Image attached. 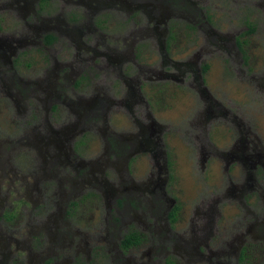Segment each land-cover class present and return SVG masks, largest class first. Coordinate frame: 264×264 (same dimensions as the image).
<instances>
[{
  "label": "flooded vegetation",
  "instance_id": "1",
  "mask_svg": "<svg viewBox=\"0 0 264 264\" xmlns=\"http://www.w3.org/2000/svg\"><path fill=\"white\" fill-rule=\"evenodd\" d=\"M230 2L257 5L264 11V0ZM207 3L0 0V94L11 100L19 115L28 109L32 116L40 110L44 114L34 127L42 134L29 132L22 153L12 152L14 136L0 138V189L9 174L6 197L13 193L20 197V188L24 193L39 191L36 185L42 184L40 194L30 193L34 222L26 224V231L19 225L1 226L13 216L10 210L0 212V264H178L179 257L185 264H264V152L250 132L240 129L237 116L209 94L203 77L208 67L203 55L246 51L245 36L255 28L244 21V28L233 33L218 29ZM252 15L249 10L246 18ZM184 37L198 40L200 48L174 57L172 50ZM151 51L156 56L149 61ZM38 65L41 72L36 75L33 70ZM21 68L28 74H22ZM166 83L191 86L202 100V109L192 120L201 135L195 136L197 141L208 121L222 117L235 125L226 149L210 141L198 144L202 160L212 156L225 160L224 194L237 202L242 217L229 224L227 233L214 225L221 196H212L207 201L201 198L187 229L170 237L180 210L174 185L169 184L175 165L167 152L163 126L154 116L159 87ZM80 87L90 90L91 97L77 93ZM119 110L131 123L125 130L110 124ZM57 121L59 128H54ZM113 121L120 120L116 116ZM99 131L102 144L97 160L102 163L87 160L81 151ZM143 155L151 165L136 185L131 181L133 165ZM56 164L64 167L60 180L48 172ZM237 166L241 177L235 183L229 174ZM110 173L118 187L109 186ZM52 180L62 185L53 186ZM42 192L55 198L50 205L39 203ZM86 202L104 208L103 221L93 222L95 233L80 231L70 220ZM161 230L167 233L161 236ZM172 237L171 248L162 245Z\"/></svg>",
  "mask_w": 264,
  "mask_h": 264
},
{
  "label": "rangeland",
  "instance_id": "2",
  "mask_svg": "<svg viewBox=\"0 0 264 264\" xmlns=\"http://www.w3.org/2000/svg\"><path fill=\"white\" fill-rule=\"evenodd\" d=\"M207 1L208 13L213 17V23L218 29L233 33L235 29L241 28L242 26L244 28L245 22L254 25V32L251 35L245 36L247 43H245L244 49L246 51L235 54L224 50L203 55V60L208 66L203 73V77L205 78V86L209 94L219 101L223 108L230 110L231 113L237 116L240 122V129L250 132L255 137V140L257 139L261 151L264 152V11L257 5L249 7L247 4H232L230 0ZM249 10L253 13L251 19L246 18ZM8 22L7 20L3 23L5 27H7ZM16 23L14 21V24ZM109 27L113 28L111 25ZM147 42L150 44L148 40ZM199 48L200 42L198 40L192 42L189 38L184 37L181 45L176 50H172V55L181 58L183 54L187 52L192 53ZM155 56L156 54H153V51H151L149 61ZM242 57L245 58L243 61L241 59ZM33 71L34 74L39 75L38 73L41 72L40 66L38 65ZM28 72L22 69V74L27 75ZM98 79L99 76L97 74L94 80L95 84ZM182 87L176 88L172 83H166L163 87H159L161 96L157 95L158 106L157 110H154L155 118L163 126L167 152H171L175 165L173 171L174 176L170 179L169 184L172 183L174 185L175 195L177 196L175 204L180 206V210L178 212L177 222H174L172 225L173 233L170 237L175 235L174 232L182 233L187 229L190 223L192 209L199 205L201 198L207 201L212 196H221V200L217 202L220 215L214 219V225L221 227L220 229L225 228L224 232L227 233L230 228L229 224L242 221V217L237 202L231 200L233 198L230 194L227 196L224 194L227 188V176L224 168L225 160L223 156H217V158L212 156L208 158L209 160H202L198 144L205 146V143L210 141L211 144L213 142L220 150L226 149L234 137L236 128L234 124L232 126V124L223 121L222 117H220L218 120L208 121L200 141H197L201 135H199L198 130L194 129L195 124L192 120L195 118L196 112L202 109L203 102L191 86L184 85ZM75 91L85 98L91 97V91H84L83 87L76 88ZM118 112L117 115H111L112 120L110 124L117 129L125 130L130 127L131 123L128 124L125 122L126 117L121 110ZM30 113L28 109L22 115L17 114L11 100L7 96L0 94V138L3 134H9L15 137L16 141L13 144L12 150L15 154L22 153L21 151L28 147L25 136L29 132L35 135L42 134L41 130L34 128L35 126H39L43 120L44 114L42 110H40L37 116H32ZM116 116L120 120L118 123L113 121V118ZM57 123L59 121L55 124L53 123L54 128H59ZM99 125L101 131L104 130L102 119L99 121ZM25 130L27 132H24ZM196 135L198 138L195 137ZM92 137L93 140H90L88 148L81 150L87 160H97V155L101 151V132L99 131L93 134ZM32 141L36 140L33 139ZM7 151L8 148H4V154ZM15 154L12 155L13 162H17V159L14 157ZM97 161L102 163L100 160ZM148 161L147 155H143L141 159L135 160L133 167L136 168V171L133 170L131 179L134 184L139 185L140 181L144 180L141 174L143 170L147 171L150 168L151 164ZM62 168H64L62 165H52L48 172L60 180ZM238 169H240L238 166L233 168L229 174L235 183L241 177ZM241 174H243V170H241ZM113 175V173L109 174V186L118 187ZM2 181L0 205L4 204V206L2 209L0 208V212L10 210V216H13V219H10L9 222L4 221L5 224H1V226L15 227V225H19L23 231H26L28 227L26 224L28 222L27 225L31 224L30 222L33 221L34 216L32 212L34 208L31 206L29 200L30 193L40 194L42 184L37 183L36 185L39 191L31 190L28 194L24 193V188H20V197L16 193L6 197L7 193H5V189L8 185L7 182H9L8 173H6ZM52 184L53 186H58V184L59 186L62 185L60 181L57 183L56 180H52ZM58 189L59 187L53 192L57 193ZM34 193L31 195V198H35ZM41 195L37 197L38 200L40 199L39 203L46 201L50 205L52 203L51 199H55L53 196H48V192H42ZM14 203L15 205H13ZM17 203L19 205L18 207H16ZM57 207L61 209L63 206L59 203ZM162 209L160 208V210ZM103 211L104 208L100 207L97 203L93 206L89 202H86L84 205L81 204L78 211L70 220L76 223L73 226L78 227L80 231L95 233L96 229L92 228L94 226L93 222L97 224L103 221ZM53 212L56 214L58 211L53 208ZM160 233L163 236L167 232L161 230ZM173 240V237L164 240L162 245L164 246L166 244L168 248H171ZM218 243L219 240L216 246H218ZM172 253L174 254L173 251ZM179 259L178 264H185L183 258L179 257ZM99 264L105 263L100 262Z\"/></svg>",
  "mask_w": 264,
  "mask_h": 264
},
{
  "label": "trees",
  "instance_id": "3",
  "mask_svg": "<svg viewBox=\"0 0 264 264\" xmlns=\"http://www.w3.org/2000/svg\"><path fill=\"white\" fill-rule=\"evenodd\" d=\"M249 31H252V29H250ZM206 70V68H204V70L203 71H205Z\"/></svg>",
  "mask_w": 264,
  "mask_h": 264
}]
</instances>
